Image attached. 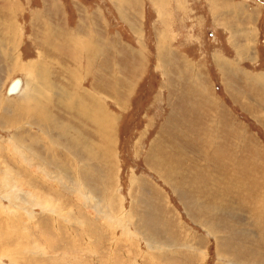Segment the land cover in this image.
I'll return each mask as SVG.
<instances>
[{
  "label": "rangeland",
  "instance_id": "rangeland-1",
  "mask_svg": "<svg viewBox=\"0 0 264 264\" xmlns=\"http://www.w3.org/2000/svg\"><path fill=\"white\" fill-rule=\"evenodd\" d=\"M149 2L156 14L147 0H0V264H264V95L256 96L251 85L230 97L222 92L225 105L215 102L212 112L202 110L208 102L202 93L195 92L204 101L199 105L175 98L177 90L165 98L168 58L162 51L143 75L140 37L141 48L128 50V63L109 65L111 72L86 59L79 83L77 65H66L69 73L61 76L76 79L64 81L54 79L62 66L46 69L47 42L62 31L58 17L72 13L83 25L81 12L100 4L135 45V34H143L124 16L125 6L145 8L150 51L161 38L163 50L173 48L170 3ZM209 4L222 7L220 1ZM78 25L58 36L86 53L100 51ZM187 44L177 46L191 52ZM7 52L36 72L15 71ZM17 78L23 88L9 97ZM56 85L66 87L67 99L57 95ZM20 109L32 121L19 120ZM37 111L66 129L44 123L48 117L40 120ZM91 113L98 116L93 122ZM104 120L111 123L110 135L100 132Z\"/></svg>",
  "mask_w": 264,
  "mask_h": 264
},
{
  "label": "crops",
  "instance_id": "crops-1",
  "mask_svg": "<svg viewBox=\"0 0 264 264\" xmlns=\"http://www.w3.org/2000/svg\"><path fill=\"white\" fill-rule=\"evenodd\" d=\"M109 1L114 4L117 0L115 2H113V0ZM147 1L148 5L156 14L149 0ZM209 1L210 0H167V2L170 3L169 13L172 16L173 29L177 33V39L173 42V48L167 45L164 50L163 38H161L162 42L160 44L157 43L156 40V45L152 52L146 41L145 8H141V12H138L129 9V6H125L126 12L124 16H129L130 19L135 22V25H137L136 27L139 32L143 34V37L135 34L137 37L135 40L136 45L131 44L130 40L124 37V34L120 35L119 31L110 20V13L104 10L103 4L97 5L96 10H92L89 7L88 14L83 13V11L81 12L82 16L87 18V21L84 20L85 24L83 25L80 23L78 25L76 23V16L75 20H73L72 13H67L66 16L63 12L64 15L61 13L62 17H58V15L56 16L54 14V20L58 17L59 21L63 23V26H61L62 28L60 27L62 30L61 32L57 30L54 40L52 39V43L48 40L51 45L49 44L45 47V53L51 54V59L50 57L46 58V69H49L50 63L62 66L61 69L55 71L54 79L57 80V78H59V80L64 81L63 79H76L74 77L61 76V74L65 75L69 73L66 71V65H77L80 74L75 80V83H79L83 73L85 75V68L83 65L87 60H90L93 66L98 64L102 66L105 65L104 72H111L109 70V65H114L117 61L128 63L127 57L130 52L128 50L132 47L141 48L139 43H137V39L140 37L146 50L144 52L146 63L145 70L143 71L144 66L141 69L143 75L147 74L149 63H154V60L155 64L157 63L162 51L165 53V60L168 58V66L171 68L170 71L167 72L165 80L170 83V89L168 97L165 98H171L174 94H170V92L177 90L179 93H177L178 95L175 96V98L182 95L187 98V102L190 101L192 104L199 105L204 101L201 99L199 100L195 92L202 93V96L208 97V102L206 101V106H203L202 110H209L212 112L214 110L213 107L216 106L215 102H217L218 106L225 105L222 95L228 97L233 96V91L235 89L241 94L240 91H243L246 85H251V90L254 94L261 97L264 95V68L261 69V66H264V6L261 5L260 0H217L221 2L222 7L220 8L215 4L210 9ZM212 1L217 3L216 0ZM129 4L131 3L129 2ZM114 8H116V5H114ZM89 12H92V14ZM155 17L156 20L154 24L158 26L157 22L158 24L162 22L157 19V15H155ZM221 19L226 20L223 21V23L220 22L221 24L219 25L214 22L215 20L221 21ZM88 20L90 21L89 23ZM122 20L124 21V19ZM128 23L130 24V22ZM125 24L127 25L126 22ZM75 25H78V31H80L82 35L86 33L92 34V40H96V43L100 46V51L91 53V50H88V53H86L83 47L81 48L78 45L75 46L70 43V39H68L67 42L62 41L58 35L61 36V33L66 32L70 33V29L72 28L73 31ZM152 25L153 24H151V27ZM182 26L184 28H181ZM152 30L156 38L157 30L155 31L153 27ZM185 41H188L187 47L191 52H186L180 46H177L184 44ZM203 47L207 49L203 51ZM171 49H173V51ZM198 50L201 52L203 51V54L196 56V52L194 51ZM94 53H96V58L93 61L91 57ZM149 53H151L152 56ZM152 57L154 58L153 60H151ZM248 63L253 66H258L259 68H253L255 70L252 71L246 67ZM158 73H161L160 69H158ZM143 75L141 74V77ZM50 76L51 73L47 77ZM159 79L162 80V77ZM103 80H109V78L105 77ZM103 88L104 87L101 89L102 92L111 95L109 91ZM56 89L58 96L63 95V97L67 99L66 87L64 90H61L59 86H57ZM77 89H79V87H77ZM130 92L131 97L134 93H132V91ZM192 92L195 93L193 96L194 98L190 96ZM222 92L223 94L221 95ZM183 109L186 111L187 107H183ZM183 115L185 116L184 112H182L180 120L184 121ZM204 118L208 120L211 118V115L207 114Z\"/></svg>",
  "mask_w": 264,
  "mask_h": 264
},
{
  "label": "bare ground",
  "instance_id": "bare-ground-1",
  "mask_svg": "<svg viewBox=\"0 0 264 264\" xmlns=\"http://www.w3.org/2000/svg\"><path fill=\"white\" fill-rule=\"evenodd\" d=\"M8 4V3H7ZM13 5V4H12ZM14 7V6H13ZM10 14V13H9ZM11 15H13L12 13H11ZM1 25V24H0ZM2 26V25H1ZM9 26V25H8ZM8 27H6V29H7ZM9 29V28H8ZM10 35V34H9ZM14 35V34H13ZM12 35V36H13ZM48 35V34H47ZM14 37V36H13ZM47 38H48V36H46ZM94 37V36H93ZM81 41V40H80ZM84 44V43H83ZM94 44V43H93ZM11 45V44H10ZM14 45V44H13ZM48 45V44H47ZM51 45V44H50ZM85 45V44H84ZM84 47V46H83ZM87 47V46H86ZM88 49V48H87ZM13 50H14V48H13ZM86 51V50H85ZM8 53V52H7ZM15 53V52H14ZM13 52H12V54H10V53H8L9 55H10V57H11V60L14 62V70L15 71H19V70H21V71H23V72H25V73H27V72H29V73H35L36 72V70L35 71H33L32 70V67H31V64H26L25 66L24 65H22V64H20L19 63V57H18V55L16 54H14ZM7 54V55H8ZM7 57V56H6ZM35 67V66H34ZM20 71V72H21ZM47 73V72H46ZM89 74V73H88ZM46 75V74H45ZM47 80V79H46ZM21 83L23 84V81L21 80V79H19V78H17V79H14L13 81H12V83L10 84V86L8 87V90H7V92H6V95L7 96H9V97H13V96H16V95H18V94H20V92H21V90H22V86H21ZM21 87V88H20ZM106 87V86H105ZM19 91V92H18ZM46 92V91H45ZM48 92V91H47ZM117 93V92H116ZM48 96V95H47ZM33 97V96H32ZM40 105V104H39ZM31 107V106H30ZM32 107H34V106H32ZM36 107H38V105H36ZM26 109V108H25ZM28 109V108H27ZM38 110H40L39 108H38ZM44 111H37L36 113L37 114H35L39 119L42 117V115L44 116V115H46L45 114V112H44V114H42ZM96 112V111H95ZM20 119L19 120H29V121H32V120H30V118H26V117H24V116H26V114L23 112L22 113V110L20 109ZM35 113V112H34ZM22 114H23V117L24 118H22ZM48 118H46L45 116H44V123H55V124H57L55 127H53V128H55L56 130H59L60 128H62V127H64V126H59L58 125V123L57 122H55L54 121V119L53 118H51V117H49L48 115H46ZM91 116L93 117V119L94 120H92V122L93 121H95V119L98 117V116H96L95 115V113H91ZM112 117V116H111ZM114 118V117H113ZM41 120V119H40ZM43 120V119H42ZM116 120V119H115ZM20 122V121H19ZM48 124V125H49ZM51 125V124H50ZM49 125V126H50ZM11 126H13L14 127V124H12ZM98 127H99V129H100V132H105L106 133V131H108V133H109V135H110V133H112L111 132V130H112V126H111V123L109 122V120H104V121H102L100 124H98ZM62 129H66V127H64V128H62ZM17 130H18V128H17ZM110 131V132H109ZM19 132V131H18ZM22 132V131H21ZM100 134V133H99ZM103 134V133H102ZM19 136H21L20 134H19ZM31 137V136H30ZM19 139V138H18ZM20 140H21V138H20ZM70 141L71 140H73L72 138H70L69 139ZM102 140L104 141V137H102ZM106 140V142L108 143V151L110 150V147H111V145H112V141H111V138L109 137V138H106L105 139ZM30 141H31V139H30ZM56 141V140H55ZM70 141L68 142V143H70ZM109 141H111V142H109ZM37 142V141H36ZM58 142V141H57ZM76 142V141H75ZM32 143V142H31ZM73 143V142H72ZM35 144V143H34ZM80 144V143H79ZM32 145V144H31ZM42 147V146H41ZM28 148H30V147H28ZM101 148V147H100ZM33 149V148H32ZM52 149V148H51ZM102 149V148H101ZM33 151V150H32ZM29 152V151H28ZM103 152H105V151H103ZM32 153V152H31ZM105 154V153H104ZM109 154V153H108ZM26 155V154H25ZM31 155V154H30ZM46 166V165H45ZM48 168V167H47ZM2 170V169H1ZM48 170V169H47ZM20 171H21V169H20ZM15 197V196H14ZM47 213V212H46ZM23 215V214H22ZM23 237V236H22Z\"/></svg>",
  "mask_w": 264,
  "mask_h": 264
}]
</instances>
